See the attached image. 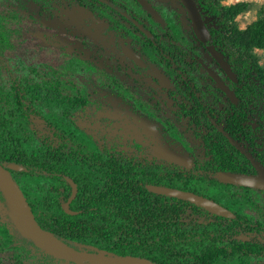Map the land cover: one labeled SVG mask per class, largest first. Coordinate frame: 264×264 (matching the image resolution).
<instances>
[{
  "label": "trees",
  "instance_id": "obj_1",
  "mask_svg": "<svg viewBox=\"0 0 264 264\" xmlns=\"http://www.w3.org/2000/svg\"><path fill=\"white\" fill-rule=\"evenodd\" d=\"M31 2L36 6L28 20L52 22V13L58 12L57 0ZM241 9L243 5L230 7L228 16ZM258 30H264V20L243 32L225 28V34L241 35L246 48L262 47L259 37H252ZM226 35L212 29L211 40L229 57ZM233 69L241 83V104L227 103L225 117L220 116L228 122V133L221 139L225 146L213 145L206 134L198 132L196 115L188 118L186 130L207 147L206 160L195 162L191 170L151 154L157 144L190 153L182 134L168 133L156 121L153 126L136 120L149 118L136 115L117 90L91 77L73 97L62 94L57 79L32 88L23 83L8 86L0 94L4 102L0 165L9 171L41 229L76 252L131 257L150 264H264V191L220 180L225 172L258 173L257 164L264 167V139H258L243 120L245 111H239L248 108L250 94L256 93L255 84L248 81L250 73L255 72L262 83L264 76L255 63L248 65L245 60L233 61ZM262 93L264 88L259 89ZM101 106L120 114L115 118L100 115ZM230 135L249 152L242 146L236 152L233 148L231 154ZM11 165L19 169H9ZM68 179L77 186L70 204L73 215L62 210L71 194ZM147 185L199 194L235 218L153 194ZM0 202L5 214L0 217V253L11 251L13 264H88L55 259L38 248L14 226L1 191Z\"/></svg>",
  "mask_w": 264,
  "mask_h": 264
},
{
  "label": "flooded vegetation",
  "instance_id": "obj_2",
  "mask_svg": "<svg viewBox=\"0 0 264 264\" xmlns=\"http://www.w3.org/2000/svg\"><path fill=\"white\" fill-rule=\"evenodd\" d=\"M145 1L155 11V16L148 13L135 0H57L58 12L52 13V23L61 21V25L67 27L65 35L74 33V37L72 36V41H66V39L61 41V33L58 37L54 32L47 33L46 36L50 37L49 41L57 46L61 42L68 43L66 48L71 52L73 48L77 47L76 44H79L81 46L79 48L89 50L96 47L95 59L96 56H101L98 52L110 55L116 62L117 67L114 70L122 72L128 81L127 91L130 94H133L134 90L139 93L136 94L139 96V101H131L130 94L124 97L116 88L110 86L117 90L119 96L127 103V107L130 106L136 115L149 118L143 121L140 118H136V120L138 119L143 124L152 123L153 126L156 121L168 133L182 134V141L189 148L190 153H183L171 147L167 148L190 158L191 167L182 168L191 170L195 162L206 160L207 147L199 145L200 139L194 138L192 131L189 134L186 130L189 116L193 114L197 116V128L201 135L206 134L215 146H217L216 144L225 146L221 139L225 136V132L228 133V122L220 116L225 117L227 103L233 106L241 104V83L238 73L233 69V61L227 56L226 51L217 48L211 40L213 28L208 21L210 17L208 14H210V8L216 5L215 2H212L213 0H210L211 3L209 0H206L207 2L193 0L209 34L204 43L199 42L193 34L187 10L180 0ZM215 14L217 17L221 16L219 11ZM73 20L77 23L76 29L72 28ZM48 22L50 21H45L46 24ZM174 27L180 31V39H178V34L174 33ZM43 33L46 32L43 31ZM77 40L81 43H77ZM179 40H181L180 43ZM88 42L93 47L88 46ZM208 46H213L216 51L223 54L225 61L236 75L235 83L226 77L220 66L213 60L207 51ZM60 48L63 50L65 46ZM126 48L130 55L125 51ZM76 56L79 61L80 58H83L78 53ZM91 58L94 59L93 55ZM135 58H138L139 62ZM70 61L76 64V67H82L75 59ZM84 62L87 67H90L88 62ZM203 65L233 91L237 98L236 103H232L225 93L216 87ZM136 87L139 88V91L135 89ZM259 89L255 87V95L259 94ZM254 94H250V96ZM261 97L264 98V93L261 94ZM148 109L152 112L148 113ZM100 110L115 112L116 114L110 118H115L120 114L117 110L110 111L104 106H101L97 111L98 114H100ZM239 111H245V116H243L245 124L250 125L251 130L256 131L258 139H264V113H259L261 120H257L253 125L255 111L250 109V103L248 108L243 107ZM153 113H156V119L153 118ZM227 142L229 148L232 149L231 154H233V148L236 152V149L243 146L242 143L237 142V138L231 135ZM158 145L164 146L162 144L154 146ZM154 146L151 147V150ZM246 150L249 152L248 149ZM253 151L250 149V152ZM257 166L261 167L264 173V167L259 163ZM244 175L258 176L259 172H249Z\"/></svg>",
  "mask_w": 264,
  "mask_h": 264
},
{
  "label": "rangeland",
  "instance_id": "obj_3",
  "mask_svg": "<svg viewBox=\"0 0 264 264\" xmlns=\"http://www.w3.org/2000/svg\"><path fill=\"white\" fill-rule=\"evenodd\" d=\"M29 1L33 0H0L1 95L13 83H23L24 87L30 86L32 88L37 84L49 85L52 80L57 79L59 81L58 89L62 91V94L73 97L76 96L77 91L81 92L84 90L83 81L87 77H91L97 83L101 82L106 86L112 85L124 97L130 94L127 91L128 81L122 72L114 70L117 67L115 65L116 62L110 55L105 52H98L101 56H96L95 59L94 53L97 52V49L89 42L87 45L93 47V50L79 48L81 46L76 44L77 47L73 48L71 52L66 48L68 43L61 42L59 44L60 47L65 46V49L62 50L59 46L47 40L45 38L46 34L54 32L57 37L61 33V41L65 39L66 41H72L74 33L65 35L67 27H63L61 21L56 23L48 22V24H33L28 18L30 17V12L35 10L36 4ZM201 2L207 1L201 0ZM212 2H215L216 5L210 8L208 21L213 29L219 30L223 35L225 34V28L243 32L256 21L264 20V0H217ZM236 5H243L244 9H241L235 16L229 17L228 9ZM19 11H22V13ZM218 11L221 16L217 17L215 13ZM225 16L228 17L227 20H225ZM72 25V28L76 29L75 25L77 23L75 20L72 21ZM173 30H175L174 33L178 34V39H180L181 33L178 28L174 27ZM43 31L46 33H43ZM226 36L229 37V45L227 44L229 58L237 62L245 60L248 65L255 63L264 76V30H258L252 36L253 38L259 37L258 40L263 43L262 47L252 46L246 48L239 39L241 35L230 34V31L227 32ZM180 42L181 40H179ZM77 43H81V41L77 40ZM182 46L184 47L183 42ZM77 53L83 57L80 58V61L76 56ZM92 55L94 59L91 58ZM71 59L78 61L77 63L81 64L82 67H76V64L71 63ZM84 61L88 62L87 64L90 67H87ZM249 76V82H254L256 88L263 89L264 83L260 82L261 79L257 78L254 72H251ZM135 89L139 91L138 87ZM136 94L139 93L134 90L133 94L129 95L131 101H139V96ZM1 95L0 117L2 116L1 106L4 103L1 102ZM250 99V109L255 111L253 121V125H255L257 120H261L259 113H264V98L261 97V94H254L250 96ZM147 112L151 113L152 111L148 109ZM100 114L112 117L116 113L100 110ZM153 114V118L156 119V113ZM263 180V178L258 180L261 187L264 186ZM3 208H0V217L5 216L2 211ZM13 255L11 251L0 253V264H13ZM122 264L142 263L126 260Z\"/></svg>",
  "mask_w": 264,
  "mask_h": 264
},
{
  "label": "water",
  "instance_id": "obj_4",
  "mask_svg": "<svg viewBox=\"0 0 264 264\" xmlns=\"http://www.w3.org/2000/svg\"><path fill=\"white\" fill-rule=\"evenodd\" d=\"M137 3L145 9L152 16H155V11L145 0H135ZM181 3L187 10L189 20L191 22V27L193 34L199 42L204 43L209 36L208 31L205 27V24L195 6L193 0H180ZM125 51H127V48ZM207 51L213 58V60L220 66L223 70L226 77L232 82H236V75L231 70L230 65L225 61L222 53L215 50L213 46H208ZM130 55V54H129ZM139 62L138 58H135ZM204 69L207 71L210 78L213 79L215 85L218 89L225 93L227 98L232 102L236 103L237 98L235 97L233 91H231L209 68L204 66ZM151 154L161 160L179 165L184 168L191 167V159L187 156H184L180 153L175 152L172 149L158 145L154 146L151 150ZM9 169L18 170L17 166H9ZM259 175L258 176H248L244 174H233V173H223L220 176V180L224 184H229L238 187H247L252 189H259L264 191V186L261 187L259 184V179H264V173L262 172L261 167H258ZM68 182L71 187V195L68 201L62 206L63 211L66 214L73 215L74 212L70 211L69 205L77 194L76 184L68 179ZM264 183V180H263ZM146 189L156 195H162L166 197H171L179 200L187 201L191 204L197 205L204 209L205 211L220 216L223 218L233 219L234 215L227 210L226 208L220 206L216 202L196 195L194 193L183 191L179 189L156 186V185H147ZM0 191L5 198V202L10 211V218L18 230V232L25 238L30 239L34 245H36L41 250L48 253L55 259H61L74 263H88V264H110L111 259L119 258H108L104 255L97 253H86V252H76L63 244L61 241L57 240L53 235L41 229L34 219L33 213L28 206L22 192L18 188L17 184L12 179L9 171L3 168L0 165ZM4 207L3 203L0 202V208ZM125 261L127 259H134L131 257L123 258ZM133 261L140 262L142 264H150L145 260L134 259Z\"/></svg>",
  "mask_w": 264,
  "mask_h": 264
},
{
  "label": "bare ground",
  "instance_id": "obj_5",
  "mask_svg": "<svg viewBox=\"0 0 264 264\" xmlns=\"http://www.w3.org/2000/svg\"><path fill=\"white\" fill-rule=\"evenodd\" d=\"M127 260H134V259H127ZM125 261V259H111L110 264H122Z\"/></svg>",
  "mask_w": 264,
  "mask_h": 264
}]
</instances>
